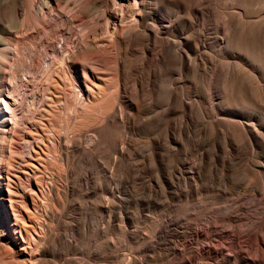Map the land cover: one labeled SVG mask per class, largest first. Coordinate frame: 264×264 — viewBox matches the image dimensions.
Masks as SVG:
<instances>
[{
  "label": "rangeland",
  "instance_id": "374dc122",
  "mask_svg": "<svg viewBox=\"0 0 264 264\" xmlns=\"http://www.w3.org/2000/svg\"><path fill=\"white\" fill-rule=\"evenodd\" d=\"M219 5L216 23L209 25L201 32L206 38V45L204 46L197 41L195 32L188 28L189 26L179 22L181 19L178 20L177 8H173L171 13V18L176 23L178 22L175 24L174 34L181 32L189 35L187 40L189 50L192 52L198 50V53H203L208 58L205 65L207 68L204 66L202 74L191 76L186 72L181 73L177 61H175L176 63L172 62L173 64L171 63L170 66L162 65L158 58L154 59L152 56L153 50L141 58L138 54L140 47L135 46L138 48L132 49L133 73L128 87L129 90H132L133 87L137 88L139 95L144 96L142 97V106L131 109L132 114H130V110H127L130 122L121 130L114 129L110 134L98 138L99 140H94V142L89 139L92 138L91 136H82L83 142L78 148H73L75 152L73 153L72 150L71 153L73 154H69L68 160H63L65 157L60 153H58L60 158L57 159L48 155L52 147L51 143H53V139L48 135L55 130L56 133L64 131L66 115L72 112V109H67L68 111L65 109L64 112L58 110L60 107L54 97L57 96V93L53 91L49 96H45V102L51 103L52 107L54 106L53 111L48 115L44 114L42 117L45 119L41 118L40 120L39 115L42 111L41 107L38 108L40 105V96H38V100L36 99L35 104H33V108L36 109L37 107L39 110L37 111L38 116L34 119L37 121L32 123L24 120V116L28 112L26 99L34 92L36 83L38 87L35 88L38 89L40 95L42 94L45 75L42 76V73L39 74L38 72V77H43V80L41 78L40 80L39 78L35 79L34 76H32L34 79H29L30 74L26 76L22 73L19 86L22 85V98L25 97L23 100L21 98L25 115L23 120L19 122L21 126L18 125L17 127L18 133H20L17 134V139L8 135L4 138L5 141H1H4L3 144L5 145L4 148H0L1 175L5 180L9 176L11 180L13 179V183H18L14 185H18L19 188L20 185L21 187L22 185L26 186L27 181L22 171L31 158L29 155H25L28 153L25 151L29 142L27 140L31 139V135L34 134L37 135L35 144L39 143V148L41 147L44 152L41 171H45V173L42 172L41 177L36 178L38 186L55 184L57 187L59 186L60 190L64 188V191L69 192L66 193V196L62 192L59 193L63 203L58 205L49 202L47 206L49 208H45L43 213L40 211L33 213L35 219L42 221L43 234L46 231L49 233L51 230L56 235L54 239L57 240L53 239L48 242L47 250L45 249L46 254L43 256V264H128L129 259L137 260L138 264H190L184 260L185 257L193 252L196 254L200 241H207L205 235L192 238L190 227L196 225L204 229L202 226L204 219H217L219 215L225 213L226 207L231 205L235 198H238L243 206L245 205V209L246 206H249L246 204L248 201L254 203V206H249L251 210L258 211L263 206L264 128L261 125L264 126V116L250 108L236 109L235 106L225 101L223 91L226 85V76L231 73V71L228 72L230 68L232 71L242 72L244 70L243 73L248 79L250 78L254 84L259 82V85L264 84V72L257 62L243 58L236 49L224 48L223 44L219 42L220 38L224 37V32L219 27L231 26L229 17L236 13V15L241 14L240 17L243 20L259 21L260 27H263L264 30V5L262 2L255 3L247 10L235 0H219ZM191 14L190 18L200 16L197 11H192ZM88 19L90 18L84 17L82 22ZM253 19L255 21H252ZM82 22H77L76 28L74 26L76 30L74 29L73 37L75 39L82 36ZM13 23L14 16L8 0H0V47L4 46L6 39H8L5 37H9ZM60 46L58 44V47ZM111 53L109 52L106 56L108 67L109 63L113 61V54L111 55ZM12 59L13 57H10L5 65L7 68L3 70L5 72H2L3 78L0 82L3 83V86L0 83V91L4 89L3 93L11 89L15 81L11 73ZM208 64L210 65L208 66ZM112 66L113 63L109 68ZM108 70L112 72V69ZM224 73L227 74L224 75ZM201 76L205 78L203 79ZM197 77L198 79H196ZM38 79L39 82H37ZM202 79L205 81L203 82ZM187 85L191 86L188 87ZM175 94L179 95L176 96ZM182 100H185L186 103H189V100L195 102L204 100V102L202 101L200 106H185L182 104ZM22 105L21 107H23ZM47 118L53 122L50 124V120L47 121ZM234 121L240 123L241 130H234L227 123H234ZM76 123L79 125L74 124L73 133H77L79 129L85 127V122L78 121ZM251 125L258 127H255L258 129L256 139L249 132ZM29 130H33V132ZM13 139L14 141H12ZM87 139L92 143H89ZM113 139L115 141H112ZM63 141L65 140L62 139L61 144L66 146ZM11 142L20 153L17 154L18 151L13 152L16 153L15 155L8 150L7 146ZM6 143H8L7 146ZM89 147H91L92 152ZM46 153L47 155H45ZM39 181L43 185H39ZM40 196L38 192L29 193L23 199L29 201L31 205L33 202H38L41 199ZM23 199L22 197L19 198L20 201ZM50 209L53 213L50 212ZM48 213L49 215H47ZM53 214L62 215L65 219L62 218L61 223H58L52 216ZM11 221H13L12 218ZM261 223L264 225L263 217ZM218 224L220 225L222 222ZM48 229L50 230L48 231ZM193 230L197 231V228L194 226ZM47 232L46 236L44 234L45 239L48 236ZM221 237L214 241L215 244L213 245L214 247L217 246L216 249L220 248L221 252L228 253L232 244H237L235 247H238L239 251L246 248L247 250L245 249L244 252L249 257L252 256L254 262L251 261L248 264H264V256L252 241H246L243 237L234 240ZM26 238H28L27 240L30 239L31 245L36 240L34 233ZM52 241L56 242V245ZM2 253L3 249L1 248L0 254ZM215 260V254H210L207 251H203L200 258L195 256L194 259L200 263L202 261L201 264H214ZM77 261L78 263H76Z\"/></svg>",
  "mask_w": 264,
  "mask_h": 264
},
{
  "label": "bare ground",
  "instance_id": "6f19581e",
  "mask_svg": "<svg viewBox=\"0 0 264 264\" xmlns=\"http://www.w3.org/2000/svg\"><path fill=\"white\" fill-rule=\"evenodd\" d=\"M235 1L243 5L246 8L245 10L252 7L255 3L259 4L262 2L264 5V0ZM8 4H10L12 8L14 23L9 32V37H5L8 39H6L4 46L0 47V80L3 78L2 72H5L3 70L7 61L10 57H13L11 73L15 81L12 88L7 90L6 93H3L4 89L0 91V148L2 149L5 147L3 142L5 141L4 138L6 136L10 135L12 138H16L18 136L17 134H20L18 133L17 127L25 115V112L23 113L24 106L21 103L25 97L23 96L22 98V85L19 86L22 77L21 75H23L22 73L26 76L27 74H30L28 76L29 79L34 76L35 79L41 78L43 80V77H38V72L39 74L41 72L42 76L45 75L44 87H42L43 92L40 95L37 91L38 89L35 88L38 87V84L34 83V92L31 91L33 93H31L29 98L26 99V104H28V106L24 102L28 107L29 112L24 116V120L33 123L36 116H38L39 113L37 111L39 110L37 107L36 109L33 108V104H35L34 101L38 96H40V105L38 108L41 107V111L43 112L39 115V119L41 120L44 114L48 115V113L53 111L52 108H54V106L52 107L51 103L45 102V96H49L53 91L57 93V96L54 97L57 99V103L60 107L58 110L64 112L65 109H72V112L66 115L65 125L63 127L64 131L56 133L55 130V132L48 135L53 139V143H51L52 147L48 155L53 159H57L60 158V155L58 157V153H60L65 157L63 158L61 156L63 160H68V156L73 148H78L80 143L83 142V140H81L82 136H91L92 138L89 139H92L91 141L94 142V140L110 134L114 129L121 130L126 127L127 123L129 124L130 122V116L128 115L127 110H130V114H132L131 109L139 108L141 105L143 100L142 97L144 96L142 95L141 97L139 95V91L137 92L136 90L137 88L133 87L132 90H129L128 87L130 80H132L133 65L131 56H133L132 49L135 46L140 47L138 54H140L141 58H144L150 54V50H153L154 54L152 56H154V59L158 58L162 65L170 66L172 62L177 61L181 73L186 72L191 76H200L206 62H208V58H206L203 53H198V50H195L194 52L189 50L187 46L189 35L187 36V34H182L181 32L174 34V27L178 22L176 23L171 18V13L173 8H177V12H179L178 20L181 19L179 22L183 25L189 26L188 28L195 32L197 41L204 46L206 45V38L201 32L209 25H214L216 23L220 9L219 0H8ZM192 11H197L200 16H193L190 18L189 16ZM238 15H236V13L235 15H230L229 24H231V26L227 25L219 27L224 32V37L221 36L222 38H220L219 42L223 44L224 48H234L243 58L251 62H257L264 72L263 27H260L259 21H246L240 17L241 14ZM84 17H89L90 19L82 22V18ZM252 21H255V19ZM77 22H82V36L75 39L73 36L75 34L74 29L76 28ZM58 44L61 46L58 47ZM200 51H202V49ZM109 52H112L111 55L113 54V58L110 56L113 59L111 62L113 63V66L111 68H109L111 63H109L108 67V61L106 58ZM153 64L155 65V63ZM209 65L210 64H208V66ZM241 68L239 69L241 70ZM108 69H112V72H109L110 70ZM230 71L231 73L226 76L225 89L223 88L225 101L235 106L236 109L250 108L253 109V111L259 112L261 116H264V84L259 85V82L256 84L251 82L250 78L248 79L246 74L243 73L244 70L242 72L232 71L230 68L228 72ZM225 74L227 73H224V75ZM34 77L32 79H34ZM202 78L204 79L205 77ZM39 79L36 81L39 82ZM196 79H198V77ZM204 81L205 80H203V82ZM0 83L3 86V83ZM198 84L200 83L198 82ZM180 92L182 93V91ZM184 92L186 93V91ZM178 95L179 94L176 96ZM202 101L204 102V100ZM201 102L200 100L198 102L189 100V103H186L185 100H182V104L185 106H200ZM20 104L23 107H21ZM49 120L50 119L47 121ZM78 121H82V123L85 122V127H81L82 129H79L77 133H73L72 130L74 129L72 128L75 126L74 124L79 125V123H76ZM49 122L51 124L53 121L50 120ZM227 123L234 128V130H241L240 123H235V121L234 123ZM256 125H251V130L249 131L251 136L255 139L258 135V129H256L258 127ZM61 127H59V129ZM76 127L78 126L76 125ZM261 127L264 128L262 125ZM29 131L33 132V130ZM124 131L126 130L124 129ZM199 134L201 133L199 132ZM36 138L37 135L32 134L31 139L29 138V140H27L29 141L27 143V149L25 147V153L28 152L25 155H29L31 160L29 159L30 161L26 163V167L22 171L27 181L25 187L22 185V188L20 185L22 190H20L18 185H14L17 182L13 183V179L11 180L8 175L5 180L0 172V249H3V253L0 254V264H43V256L46 254L45 249L47 248L48 242L53 240L56 236L53 231L48 229V231L50 230L49 233L45 230L48 233V236L45 239L46 232H44V236L42 232V221L41 219H35L33 213L38 211L43 213L46 210L45 208H49L47 207L49 202L58 205L63 203V200L59 197V193L62 192L63 195L66 196L67 192L66 190L64 191V188L63 190H60L58 188L59 186L57 187L55 184L45 183L46 185L43 187L38 186L36 178L39 176L41 177L42 172L45 173V171H41L42 155L44 152L41 147L39 148V143V145L35 144ZM62 139L65 140L63 142L66 143L64 144L66 146L61 144ZM2 140L4 141L1 142ZM12 141H14V139ZM87 141L89 140L87 139ZM91 141H89V143ZM112 141L115 140L113 139ZM8 143H6V146ZM120 146L122 147L121 144ZM7 147L12 153L18 151V149L12 145V142ZM83 148L85 149V147ZM89 150H92L91 147H89ZM74 152L75 151L73 150V153ZM18 153L20 152L18 151L17 154ZM13 154L16 155V153ZM45 155H47V153ZM43 169L45 168L43 167ZM14 175H16L15 172ZM22 183L24 182L22 181ZM39 185L43 184L39 181ZM31 192H38L41 195V199L30 205L29 201L27 202L24 199L29 193L32 194ZM21 197L22 199L24 198V201L19 200ZM262 203L263 206L256 211L250 209L249 206H254V203L248 201L246 204L249 206H246L245 209V205L243 206V203H241L238 198H235L232 201V204L226 207L225 213L219 215L217 219H204V225H202L204 226V229L194 225L197 228V231H194V226L190 227V236H192V238H199L201 235H205L207 241H200L198 243V251L196 254L192 251L193 253L186 256L184 260L190 264H201L202 261L201 263L194 261L195 256L196 258H200L202 252L207 251L210 252V254H215L216 260L214 261V264H236L239 262L248 264L251 261L254 262L253 258H251L252 256L249 257L247 253L244 252L246 248H244L243 251H239L238 247H235L237 244H232L230 252L228 253L221 252L219 250L220 248L216 249L215 247L217 246L214 247L213 245L215 244L214 241L221 236L230 240L243 237L246 241H252L255 246H257V249H259L262 256H264V225L261 223L262 217L264 218V197ZM55 209H57L56 206ZM50 212H52L51 209ZM47 215H49V213ZM52 216H54L55 221L58 223H61V221L65 219L59 214H53ZM11 218L13 221H11ZM219 222H222V224L219 225ZM44 225L46 226V224ZM48 226L50 225L48 224ZM32 233H34L36 240L33 239L35 241H33V244L31 245V242H29L30 239L27 240L28 238L26 237ZM243 241L246 242L245 240ZM54 243L56 245V242ZM76 263H78V261ZM127 263L138 264V261L129 259Z\"/></svg>",
  "mask_w": 264,
  "mask_h": 264
}]
</instances>
